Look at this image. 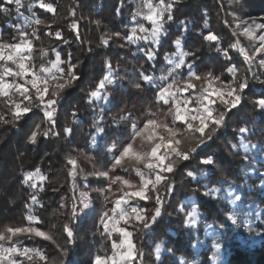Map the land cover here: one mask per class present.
<instances>
[{"label":"snow or ice","instance_id":"snow-or-ice-1","mask_svg":"<svg viewBox=\"0 0 264 264\" xmlns=\"http://www.w3.org/2000/svg\"><path fill=\"white\" fill-rule=\"evenodd\" d=\"M182 4L183 0H159L158 3H154L153 0H140L129 21L135 26L131 27V34L126 35L130 44H137L140 40L150 43L151 46L147 49L140 47L138 51L144 53L147 57L146 62H150L153 69H156L158 63L157 58L160 55L158 49L163 48L169 41L174 45V52L164 54V60L169 67L164 69L165 74L158 78L166 83L158 84L157 77L148 74V69L140 65L138 69L140 82L132 85L137 90L136 94L154 92L153 102L160 107L159 115L149 107L144 120L140 122L142 126L138 125L139 117L132 111L120 115L119 120L113 118V124H130L131 131L127 128L116 129L121 137H127V141L120 138L113 141V148L117 143L120 147L113 154L110 164H106L103 170L85 174L78 167L76 159L67 158V164L71 165L68 176L72 181L73 192L79 190L78 176L85 181L83 185L85 189L88 188L89 175L103 178L108 181L107 186L93 188L92 191L99 193L105 203L111 204L112 207L97 213L93 199L86 191L81 192L79 196L73 195L70 207L67 203L61 202L59 208L54 210V214L67 216L68 222L63 224L66 243L60 244L52 232L37 227L43 221L34 214L36 206L46 207L37 194V190L43 191V188L38 189L34 181L36 178L43 181L46 177L40 174V168L23 172L20 182L26 189L31 190L29 200L25 204L29 223L26 226L6 227L0 230V264H37V260L43 264H72L69 246L75 244L78 238L74 227L75 221L82 216L92 217L94 214L97 216L94 221L97 230L102 227L101 235L111 242V255L96 254L92 264H149L145 260L144 252L133 242L134 233H139L141 238L155 233L164 220L171 216L166 205L168 198L174 199L176 192L179 191L178 178H190V183L201 184L198 175H207L217 163L215 154H209L210 142L214 143L216 139L226 135L228 128L234 122H239L240 114L245 111L246 100L255 86L253 82L264 88V16H252L246 12L242 0H229L231 10L228 14L232 17L234 27L227 20L225 24L230 27L233 37H246L251 42L250 49L241 46L239 39L235 41L229 39L227 46L223 47L221 35L209 29L206 18L208 14L200 17L204 19V26L196 33L195 38L207 42L209 47L218 53L216 63L220 62L219 57H223L226 62L224 69L231 77L229 79L202 59V43L200 46L188 44L186 37H191L194 31V27L189 25L191 23L196 26L197 21L177 20V15L182 11ZM124 5L125 0H120V6L116 8L117 17L121 15V7ZM220 6L223 8V3ZM37 8L48 13L56 11L48 0H29L27 4L24 0H2L0 3V13L7 17L15 11L18 17L25 20L24 25H9L15 27V34L10 40H4L0 36V62H3L0 63V124H10L21 132L24 142L32 146L31 150H36L46 141L52 142L54 139H68L71 143L70 137L75 135L77 128L83 123V119L78 116V108L69 110L74 127H62L59 123L61 113L64 111L63 102L70 94L68 90L79 87L83 75L81 71L83 60L74 57L72 52L53 49L56 51L54 60H47L38 68L30 63L33 42L40 40L39 26L45 24V21L36 15L34 9ZM21 9L31 14L30 17H26ZM76 15L77 9L73 7L71 16L74 19L69 27L75 33L74 40L82 44L80 24L75 18ZM142 21H147L150 28L145 27ZM96 23L98 26L101 24L100 21ZM173 24L177 25L175 30L172 29ZM29 27L32 28L31 32L26 30ZM125 27H128V24H125ZM180 29L185 31L173 39V31ZM48 35L53 33L49 32ZM121 35L120 31L111 33L114 37ZM54 36L65 45L71 46V42L61 31H55ZM100 43L111 47L108 39H102ZM232 50H238L243 57V63L248 66L245 74L239 77L235 66L237 57L232 54ZM88 51L92 52L93 49L89 48ZM98 54L107 56V53ZM39 55L43 60L48 56V52L40 48ZM103 68L106 74L99 80L96 88L87 90L85 97L86 106L94 109L99 106L101 100L108 104L113 103L106 91L109 85L113 86L112 91L115 92L124 88L121 83L123 77L115 71L111 59H104ZM254 68H258L259 72L254 71ZM8 77L12 80L9 81ZM260 95L264 96V90ZM255 105L259 109L261 122L264 123V98L256 100ZM104 114V109L98 113L94 111L92 120L94 133L90 135L93 145L97 143L99 137L103 146L107 147L109 133L102 123ZM233 131L243 135L249 133L251 129L241 126L234 128ZM240 146L245 153L250 147H257L243 141L240 142ZM232 147L235 148L236 145L233 144ZM193 161L196 162L195 165ZM117 168L125 173L129 172V169H134L135 176L139 179H129L118 174ZM225 182L220 181L221 185ZM203 187L204 197H214L222 191L220 187L208 185ZM192 191L199 193L198 188ZM260 193L264 195V183L261 185ZM224 198L225 196H221V199ZM226 198L233 206L232 214L228 216L231 225L239 227L242 224L249 232L255 231L250 220H238L235 208L237 202L241 201V196L236 194L231 184L226 191ZM190 203L195 205L196 201L192 200ZM182 212L183 207L177 210V214ZM186 215L187 223L194 227L198 222L197 208L193 206ZM255 218L264 223V214L260 211L255 213ZM51 227L55 229L56 225L52 224ZM219 229L232 230L227 221L221 223ZM113 233L118 234V239H113ZM224 234L226 235V232ZM255 234L264 241V234L259 231ZM37 238L55 245L58 249L55 260L50 261L48 254L39 248L23 246V240L36 242ZM162 243L157 244L155 250L157 264H163ZM221 247L220 242L213 244V264H222ZM100 251L103 252L104 249L101 248ZM180 264L187 262L181 258Z\"/></svg>","mask_w":264,"mask_h":264},{"label":"trees","instance_id":"trees-1","mask_svg":"<svg viewBox=\"0 0 264 264\" xmlns=\"http://www.w3.org/2000/svg\"><path fill=\"white\" fill-rule=\"evenodd\" d=\"M258 1L261 4L254 1L256 7L254 12L258 14L257 16H264V0ZM28 2L29 0H24L25 4ZM48 2L53 4L56 9L55 13H48L38 8L34 9L36 15L45 21V24L39 26L40 40L33 42L31 61L38 68L41 63L54 60L56 51L61 49L64 52H72L74 57L83 60L81 66L83 75L79 81V87L68 90L70 94L63 102L64 111H62L59 121L62 127H74L73 117L69 114V110L78 108V116L83 119V123L77 128L75 135L70 137L71 143L68 139H54L52 142L46 141L36 150H31L32 146L24 142L22 133L12 125L0 124V230L6 227L26 226L29 223L25 204L29 200L31 190L26 189L20 181L23 172L35 171L36 168H40V174L46 178L42 184H37L38 189L43 188V191L37 190V194L46 207H35L34 214L39 220L43 221L37 227L46 232H52L60 244H65L66 234L63 233V224L68 222V218L59 213L54 214V210L59 208L61 202L67 203L70 207L73 195L79 196L81 192L86 191L89 197L93 199L97 213L112 207L111 204L107 203L102 205L101 200L103 197L92 191L93 188L107 186L108 181L103 178L89 175L88 188L85 189L83 187L85 181L81 176H78L79 190L73 192L72 181L68 176L71 165L67 164V158L76 159L78 167L85 174L103 170L106 164H110L113 154L120 147V144L117 143L116 147L113 148V141L118 140V138L127 141V137H121L116 129L118 127L127 128L131 131L130 124H113V118L119 120L120 115H126L128 111H132L139 117L138 125L142 126L140 122L144 120L149 107L159 115L160 107L153 102L154 92L148 91L136 94L137 90L132 85L140 82L138 72L140 65H144L148 69V74L157 77L158 84L163 85L166 83L158 79L162 74H165L164 69L169 67L164 60V54L174 52L175 48L172 42L169 41L164 44L163 48L158 49L160 52L156 64L158 70L153 69L150 62H146L147 57L143 52L138 51V48L147 49L149 46L130 44L126 39V35L130 31L129 21L133 12L130 0H125V5L121 7L119 17L116 16V8L120 6V0H48ZM0 3H2V0H0ZM8 7L14 8V6ZM73 7L77 9L75 18L78 19L80 24L79 31L83 41L82 44L74 40L75 33L69 27L74 19L71 16ZM181 8L182 11L177 15L178 21L193 19L197 21L196 26L192 25L194 27L192 36L186 37L188 44L190 46H200L202 43V59L210 66H214L218 72H222L224 77L230 79L231 77L224 69L226 62L223 57H219L220 62L216 63L215 58L218 57V53L210 48L207 42L195 38L196 33L200 32L204 26V19L200 17L207 13L206 18L209 22V29L221 35L223 47L227 46L229 39L236 40L232 38V33L225 24L223 12L218 3L215 0H183ZM21 11L24 12L26 17H30L31 14L24 9H21ZM78 15H82L84 18L97 19L101 24L98 27L93 25L90 33L83 34L81 31L82 23ZM15 24L24 25L25 20L18 17L15 11L7 17L4 13H0V36L4 40H10L15 34V27H9V25ZM125 24H128V27H125ZM176 27V24L172 25L173 30ZM26 30L31 32L32 28L29 27ZM57 30L61 31L64 37L71 42L70 47L65 45L62 40L55 38L54 32ZM115 31H120L122 33L121 37L111 36V33ZM49 32L53 35H48ZM181 32H183L181 29L180 31H173V39L179 36ZM87 38L89 48L93 49L92 52L88 51ZM102 39H108L111 47L101 45ZM40 48H44L48 52V56L44 57L43 60L39 55ZM53 49L56 51H53ZM98 53H107V56ZM235 56L237 57L236 74L239 77L245 74L248 66L243 63L240 54H235ZM106 58L111 59L115 71L123 77L121 83L124 88L119 92H115L112 91L113 86L109 85L106 91H108L113 103L108 104L101 100L99 106L94 109V107L86 106L85 97L87 90L96 88L99 80L106 74L103 68V61ZM7 79L12 80L11 77ZM26 79H30V77H26ZM253 83L255 86L251 89V93L246 100L245 111L240 114L239 122H234L228 128L226 135L216 139L214 143L210 142L209 154H215L216 164L226 167L227 176L232 180L231 185L233 183L246 185L241 194V201L237 202L235 211L238 213L239 221L251 219L255 231L240 230L231 225L228 216L232 214L233 206L228 202L226 193L214 197H204L202 195L203 185L214 187L223 178L219 173L220 171L218 172V169L212 167L206 175L207 177L205 176L200 180L201 184L199 185L195 182L190 183V178H178L177 187L179 191L176 192L174 199L172 197L168 198V205H166L171 216L164 220L155 233H150L142 238L139 233H134L133 241L137 248L144 252L145 260L149 264H157L155 249L157 244L162 242L164 255L161 261L163 264H180L181 258L187 264L191 261L196 262V264H213L212 254L214 248L210 244L209 236L211 233H209V230L213 232V229H219V225L225 221L232 230L224 229L227 232V237L224 238L226 240L225 245L222 244L221 247V252H223L222 264H264V241L255 234L256 231L264 234V223L255 218L257 211L264 214V195L260 193L261 185L264 183V155H260L261 159L256 163H246L244 156L242 154L235 155L229 146L238 140L239 133L233 131L234 128L246 126L251 129L249 133L253 134V124H255L254 119L256 117L260 120L258 128L264 131V123L261 122L259 109L255 105L256 100L264 98L260 95L264 88L256 82ZM101 109L105 110L102 123L109 133L107 147L103 146V142L100 141L99 137L95 145L91 143L90 134L94 133L92 127L94 111L98 113ZM138 143L139 141H137ZM195 163L193 161V165ZM116 173L137 180L134 169H129V172L125 173L117 168ZM54 188L58 190L53 191ZM194 188H198L199 193H194L192 191ZM221 196H225V198L221 199ZM188 198H193L196 201V204L192 207L195 206L199 213L198 222L194 227L187 223L186 213L189 212V209L177 214V210L184 205V200ZM96 218L97 216L94 214L92 217L82 216L75 221L74 227L78 238L75 244L69 246L72 264H92L96 252L101 255L111 253V242L105 236L102 237V242L100 241L96 247L94 246L99 238V231L94 222ZM52 224L56 225L55 229L51 227ZM209 225H212V227L210 228ZM117 238L114 237L113 239ZM205 241L207 246L202 248L200 252H196L197 250H194L195 246L197 244L202 245ZM23 246L39 248L42 252L48 254L50 261L55 260L58 256V249L48 241L36 240V242H32L23 240ZM101 248L104 249L103 252L100 251ZM168 249L171 251H168ZM37 264H43V262L37 260Z\"/></svg>","mask_w":264,"mask_h":264},{"label":"rangeland","instance_id":"rangeland-1","mask_svg":"<svg viewBox=\"0 0 264 264\" xmlns=\"http://www.w3.org/2000/svg\"><path fill=\"white\" fill-rule=\"evenodd\" d=\"M217 3H218V5L220 6L221 5V3H223V8H221V6H220V9H221V11L223 12V16H224V19H225V21L227 20L228 22H229V24H232V26L234 27V23L232 22V17L228 14L229 13V11L231 10L230 9V6H229V0H220V2H218V0H215ZM256 3H258V4H261L258 0H251V1H247V0H242V2L244 3V10L246 11V12H248V13H251V15L252 16H257L258 14L256 13V12H254L255 11V9H256V7H255V2ZM130 2H131V4H132V6H133V12L136 10V6L140 3V0H130ZM153 2L154 3H158L159 2V0H153ZM254 2V3H253ZM145 11H146V9H145ZM78 17L80 18V17H82V19H80V21H81V23H82V26H81V31H82V33L84 34H86V33H90V31H91V27L93 26V25H95V26H97L98 27V25H97V23H96V21H97V19H90V18H84L82 15H78ZM192 20H189V22H191ZM144 24H145V27H148V28H150V25L148 24V22L147 21H142ZM86 25V26H85ZM133 26H135L134 24H129V28H130V31L128 32V34H131V27H133ZM190 27H192V25H191V23H190V25H189ZM87 27V28H86ZM228 27V26H227ZM88 29V30H87ZM228 29L230 30V32H231V29H230V27H228ZM183 32H184V30L185 29H181ZM138 35H142V34H140V33H138ZM232 36V35H231ZM232 38L234 39H239V41H240V45L241 46H243V47H245V48H248V49H250V47H251V42L246 38V37H244V36H240V37H233L232 36ZM86 43H87V48H89V42H88V38L86 39ZM135 45H143V46H150V43H148V42H145V41H143V40H140V41H138V43L137 44H135ZM232 53H233V55H235V54H239V52H238V50H232ZM242 59H243V57H242ZM30 63H32V61H30ZM33 65H34V63H32ZM35 70V69H34ZM254 71H258L259 72V69L258 68H254L253 69ZM189 106H191V104L189 105ZM259 122H260V120H259V118L258 117H256L255 119H254V123L255 124H253V134H250V133H246V134H243V135H241V134H239L238 135V140H237V142H233V144H235L236 145V147L235 148H233L232 147V145L233 144H230L229 146H230V148H231V150H232V152L235 154V155H243L244 156V160L246 161V163H256V162H258L261 158H260V155H264V131H262V130H260V128H258V125H259ZM241 141H243L245 144H249V145H257V147L256 148H249V151L247 152V153H245L244 152V150H243V148L240 146V142ZM229 146H228V148H229ZM214 169H218L217 171L222 175V179L220 180V181H226L223 185H221V183H220V181L218 182V184L216 185V186H214V187H220L221 189H222V191H221V193L223 194V193H226V191H227V189H228V187L229 186H226V185H229V184H232V180L227 176V170H226V167L224 168V167H222L221 165H218V164H216L214 167H213ZM205 176L206 175H204V176H199L198 175V179L199 180H202L203 178H205ZM207 177V176H206ZM137 178V180L139 179L138 177H136ZM132 179V178H131ZM35 183H37V184H42L43 182H44V180L43 181H41V180H39L38 178H36L35 179V181H34ZM233 189H234V191L236 192V194H238V195H240L241 196V194H242V191L244 190V188H245V186L246 185H244V184H242V185H237V184H235V183H233ZM220 193V194H221ZM193 200V198H188V199H186V200H184V205L183 206H181V207H183L184 208V211H186V210H188L189 209V211H191V208H192V205L193 204H191L190 203V201H192ZM101 204L102 205H106V203H105V201H104V199L102 198V200H101ZM150 206V205H149ZM249 207H251V206H249ZM250 221H251V219H250ZM237 227V226H236ZM238 229H240V230H246V228H244L242 225L241 226H239V227H237ZM103 231V229H102V227L100 228V230H99V238H98V241H96V243H95V247L99 244V242L101 241L102 242V240H103V238L102 237H104V236H102L101 235V232ZM226 232V230H220V229H213V232L211 231V230H209V233H211L210 234V236H209V239H210V241H211V243L210 244H214L215 242H220L221 243V245L222 244H224L225 245V242H226V240L224 239V238H226L227 237V232H226V235L224 234ZM114 237H118V234H116V233H113V238ZM118 239V238H117ZM37 240H40V241H43L42 239H39V238H37ZM110 242V241H109ZM134 242V241H133ZM207 243H206V241L205 242H203V244L202 245H200V244H197L196 246H195V248H194V250L196 251V252H200L201 251V249L202 248H204V247H206L207 245H206ZM162 249H163V247H162ZM156 250V249H155ZM96 252V251H95ZM223 252H220V259L222 260V254ZM96 254H98V252H96L95 254H94V257H95V255ZM109 255H111V253L109 254ZM163 255H164V250H162V252H161V260H162V258H163ZM94 257H93V260H94ZM181 261V260H180ZM179 261V262H180ZM195 261H196V259H195ZM188 264H196V262H193V261H191L190 263H188Z\"/></svg>","mask_w":264,"mask_h":264}]
</instances>
